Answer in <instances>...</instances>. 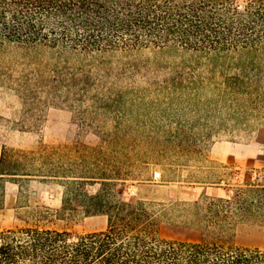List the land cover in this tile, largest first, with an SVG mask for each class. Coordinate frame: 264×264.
Returning a JSON list of instances; mask_svg holds the SVG:
<instances>
[{
    "label": "rangeland",
    "instance_id": "374dc122",
    "mask_svg": "<svg viewBox=\"0 0 264 264\" xmlns=\"http://www.w3.org/2000/svg\"><path fill=\"white\" fill-rule=\"evenodd\" d=\"M248 1L233 3L241 9ZM40 53L0 58L15 77L39 69L45 78L32 94L0 86V150L40 149L55 168L113 177L123 202L168 211L159 219L160 238L264 250L263 225L185 228L175 226L183 217L171 209L203 191L227 196L264 180V104L223 84L238 72L239 54L212 58L169 46L68 59ZM98 188V181L83 186L89 194ZM64 189L55 180H32L20 191L7 183L0 230L38 225L81 234L106 227L105 215L62 210Z\"/></svg>",
    "mask_w": 264,
    "mask_h": 264
},
{
    "label": "trees",
    "instance_id": "16d2710c",
    "mask_svg": "<svg viewBox=\"0 0 264 264\" xmlns=\"http://www.w3.org/2000/svg\"><path fill=\"white\" fill-rule=\"evenodd\" d=\"M168 46L212 58L239 54L233 64L238 72L223 84L264 104V0H249L241 9L233 0H0V58L9 51L28 59L43 51L68 59ZM13 71L0 64V86L25 95L45 79L39 69H20L16 77ZM32 180L63 185L62 210L77 206L84 216L105 215L106 227L81 234L38 225L2 229L0 264H264L259 248L160 238L159 219L168 212L155 207L160 204L123 202L113 177L55 168L52 155L43 157L40 149L2 146L0 209L7 183L20 191ZM93 181L99 188L89 194L83 186ZM171 209L183 217L175 226L185 228L264 226V180L227 196L203 191Z\"/></svg>",
    "mask_w": 264,
    "mask_h": 264
},
{
    "label": "built area",
    "instance_id": "2783aa9c",
    "mask_svg": "<svg viewBox=\"0 0 264 264\" xmlns=\"http://www.w3.org/2000/svg\"><path fill=\"white\" fill-rule=\"evenodd\" d=\"M153 176H154V177H159V172H154V173H153Z\"/></svg>",
    "mask_w": 264,
    "mask_h": 264
},
{
    "label": "crops",
    "instance_id": "0c3cea01",
    "mask_svg": "<svg viewBox=\"0 0 264 264\" xmlns=\"http://www.w3.org/2000/svg\"><path fill=\"white\" fill-rule=\"evenodd\" d=\"M206 192V191H205ZM207 193V192H206Z\"/></svg>",
    "mask_w": 264,
    "mask_h": 264
}]
</instances>
